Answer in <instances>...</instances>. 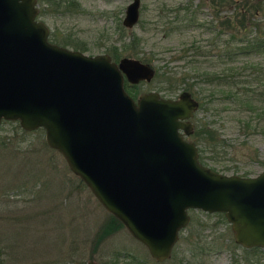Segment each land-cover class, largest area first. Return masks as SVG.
Listing matches in <instances>:
<instances>
[{
	"label": "water",
	"instance_id": "1",
	"mask_svg": "<svg viewBox=\"0 0 264 264\" xmlns=\"http://www.w3.org/2000/svg\"><path fill=\"white\" fill-rule=\"evenodd\" d=\"M138 7L127 2L123 26L137 21ZM36 15V0H0V121L41 127L47 146L155 260L169 255L189 208L222 212L236 243L264 248V169L227 174L200 162L185 137L198 105L191 93L132 98L123 77L148 79V64L52 42Z\"/></svg>",
	"mask_w": 264,
	"mask_h": 264
},
{
	"label": "rangeland",
	"instance_id": "2",
	"mask_svg": "<svg viewBox=\"0 0 264 264\" xmlns=\"http://www.w3.org/2000/svg\"><path fill=\"white\" fill-rule=\"evenodd\" d=\"M128 1L74 0V10L70 5L60 12L52 10L44 0H36V17L48 26V34L67 37L85 49L69 43L63 46L86 54L108 53V47L116 46L119 57L148 62L153 73L149 81L138 83L139 91L154 90L176 97L179 91L187 90L195 96L198 105L190 118L193 126L185 137L195 142L203 164L227 174L254 175L264 169V135L241 122L246 113L238 114L235 107L223 102L218 90L227 86L194 82L196 73L225 59L215 55L222 50L221 42L207 26L232 16L230 0H140L138 21L130 28L122 25L120 31L117 24H122ZM263 14L264 11L257 13L259 18ZM219 36L223 38L224 33ZM191 41L211 55L203 58L199 54L195 57L198 61L192 62L177 56ZM257 61L264 64V54H238L229 64ZM162 70L172 71L162 74ZM191 81L192 92L187 87ZM209 91L215 93L216 99L205 108L203 100ZM195 119L204 122L210 134L217 132L218 137H223L224 144L213 147L212 142L196 140ZM187 212L189 222L178 231L172 256L165 262L150 257L145 246L124 227L93 246L91 240L108 219V212L69 170L63 157L47 146L41 127L25 130L16 120L0 121V231L5 243L12 242L11 250L5 252V264H87L88 260L100 264L115 253L119 254L118 264H134L127 255L146 264H254L255 259L264 264L260 250L245 249L233 241L230 223L222 212L197 208ZM11 231L14 234L8 239ZM246 255L251 260L242 258Z\"/></svg>",
	"mask_w": 264,
	"mask_h": 264
},
{
	"label": "trees",
	"instance_id": "3",
	"mask_svg": "<svg viewBox=\"0 0 264 264\" xmlns=\"http://www.w3.org/2000/svg\"><path fill=\"white\" fill-rule=\"evenodd\" d=\"M45 4L49 6L52 10H59L60 12L68 10L70 5H72L73 10L75 9L74 0H44ZM236 0H230V14L228 15L223 23H208L207 28L210 29L213 35L216 38L219 37V47H222V50L218 51L215 55L225 58L223 61L218 62L217 65L209 64L204 71L196 73L194 76L196 79L194 82H204L206 85H211L212 87L224 86L227 88L219 89L218 92L222 96L223 102H228L233 107H235L238 114L241 112L246 113L247 117L241 119V122L244 121V125L252 128L254 131L260 132L264 135V64L261 61L255 63L248 62L243 64L234 65L233 57L235 55H246L251 53H260L264 54V14L261 18L257 13L264 11V0H242L240 2H235ZM232 2V3H230ZM74 3V4H73ZM220 24V25H219ZM118 30H123L122 24H117ZM221 33H224V37L220 39ZM135 37H132V40ZM48 39L55 43L60 44H71L74 48H79L80 50L85 49V46L71 41L69 38L57 37L54 33L48 34ZM239 42V43H237ZM125 44V43H123ZM122 44V45H123ZM218 45L217 43H215ZM122 45L120 48H122ZM198 46L194 41H191L188 46L179 50L177 56L180 58H185V61H198L195 57L197 55H203V58L208 57V52L203 49L199 50ZM108 53L112 59H118L119 52L116 46L108 47ZM226 63L228 65H224ZM214 67H217L216 69ZM172 70H162L164 72H170ZM189 76V75H188ZM192 76V75H190ZM193 82L187 84L189 90H191V85ZM125 88L128 91L135 92L136 85H125ZM195 95V94H194ZM215 93L209 91L205 94V108H207L208 103H213L216 99ZM195 97V96H194ZM227 99V101H226ZM201 104V102H200ZM218 107H214V110L219 111ZM242 117H244L242 115ZM194 125L197 126L195 130L196 140H202L206 142H212L213 147L216 145L220 146L224 144V138L218 137L217 132L215 134H210L211 129L205 128V123L200 122L199 119H195ZM195 126V127H196ZM205 136H208L209 140ZM201 151V148L199 149ZM200 162H203V159L200 156L198 157ZM107 225L103 227L102 238L109 234L111 231H114L120 227H123L122 223L114 217L112 214L108 213ZM98 231V230H97ZM96 231V232H97ZM14 232L11 231L7 233V238L9 239L10 235H13ZM9 235V236H8ZM5 235L0 231V264H5V252L11 250L12 242H4ZM4 239V240H3ZM93 246L98 244V232L95 233L93 240H91ZM252 250H260L264 254V249L259 247H251ZM119 254L115 253L113 256L115 259L118 258ZM134 264H146L145 262H140L135 260L132 255H127ZM247 256V255H246ZM247 258V259H246ZM245 260L249 261L251 258L247 256ZM111 261L107 260V264H110ZM116 263V262H115ZM114 263V264H115ZM254 264H258L255 259ZM262 264V263H261Z\"/></svg>",
	"mask_w": 264,
	"mask_h": 264
},
{
	"label": "flooded vegetation",
	"instance_id": "4",
	"mask_svg": "<svg viewBox=\"0 0 264 264\" xmlns=\"http://www.w3.org/2000/svg\"><path fill=\"white\" fill-rule=\"evenodd\" d=\"M139 3H140V0H139ZM124 9H125V7H124ZM138 11H139V7H138ZM37 13H38V8H37ZM138 18H139V14H138ZM137 21H138V19H137ZM136 21V22H137ZM135 22V23H136ZM134 23V24H135ZM133 24V25H134ZM132 25V26H133ZM131 26V27H132ZM128 28H130V27H128ZM107 53V52H106ZM110 55V54H109ZM111 57V56H110ZM122 57V56H121ZM129 57V56H128ZM120 57H118V59H119ZM133 58H135V57H133ZM111 59H112V57H111ZM118 59H112V60H114V61H117ZM137 59H139V58H137ZM140 60V59H139ZM141 61V60H140ZM141 62H144V63H146V64H148L150 67H151V65L148 63V62H145V61H141ZM152 68V67H151ZM152 70H153V68H152ZM151 76L152 75H150V77L148 78V79H145V78H143V79H139V80H137V81H135V82H130V81H128V80H126V78L125 77H123V87H124V89L126 90V92L132 97V98H134V99H136L137 98V96H138V94L140 93V92H142L143 90H141V91H139V89H137L138 87H136V91L135 92H132V91H128L126 88H125V85H138V83H140V81H142V80H145V81H149L150 80V78H151ZM158 92V91H157ZM159 93V92H158ZM160 94V93H159ZM163 96V95H162ZM107 225V221L105 220L100 226H99V228H98V242L100 241V240H102L103 238H102V231H103V227H105ZM187 225V224H186ZM185 225V226H186ZM124 227V226H123ZM183 228V227H182ZM112 232V231H111ZM110 232V233H111ZM128 232V231H127ZM108 235V234H107ZM135 239V238H134ZM234 241V240H233ZM235 242V241H234ZM175 243V242H174ZM236 243V242H235ZM238 244V243H237ZM238 245H240V244H238ZM241 247H244L245 249H250L251 247H259V246H249V247H246V246H242V245H240ZM173 247V246H172ZM259 248H261L262 249V247H259ZM264 249V248H263ZM112 255V254H111ZM172 256V248H171V250H170V253H169V255L167 256V257H165V258H163V259H161V260H159V262H165V261H167L170 257ZM242 258H246V256H242ZM115 258L114 257H109V259H108V261H111V263L110 264H114L113 263V260H114ZM88 261H92V260H88ZM88 261H87V263H88ZM93 262V261H92ZM115 264H118V261L115 259ZM94 264H96L95 262H93ZM100 264H107V261H105V262H102V263H100Z\"/></svg>",
	"mask_w": 264,
	"mask_h": 264
}]
</instances>
